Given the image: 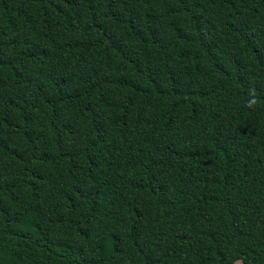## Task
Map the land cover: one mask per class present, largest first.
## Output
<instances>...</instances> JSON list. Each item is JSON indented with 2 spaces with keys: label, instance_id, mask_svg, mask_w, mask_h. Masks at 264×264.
<instances>
[{
  "label": "trees",
  "instance_id": "1",
  "mask_svg": "<svg viewBox=\"0 0 264 264\" xmlns=\"http://www.w3.org/2000/svg\"><path fill=\"white\" fill-rule=\"evenodd\" d=\"M264 264V0H0V264Z\"/></svg>",
  "mask_w": 264,
  "mask_h": 264
},
{
  "label": "rangeland",
  "instance_id": "2",
  "mask_svg": "<svg viewBox=\"0 0 264 264\" xmlns=\"http://www.w3.org/2000/svg\"><path fill=\"white\" fill-rule=\"evenodd\" d=\"M236 264H242L241 261H237Z\"/></svg>",
  "mask_w": 264,
  "mask_h": 264
}]
</instances>
